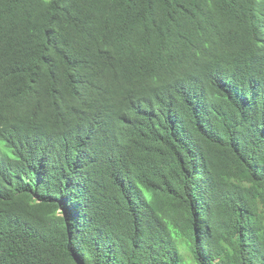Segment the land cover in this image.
Returning a JSON list of instances; mask_svg holds the SVG:
<instances>
[{
  "label": "trees",
  "instance_id": "obj_1",
  "mask_svg": "<svg viewBox=\"0 0 264 264\" xmlns=\"http://www.w3.org/2000/svg\"><path fill=\"white\" fill-rule=\"evenodd\" d=\"M0 264H264V0H0Z\"/></svg>",
  "mask_w": 264,
  "mask_h": 264
},
{
  "label": "rangeland",
  "instance_id": "obj_2",
  "mask_svg": "<svg viewBox=\"0 0 264 264\" xmlns=\"http://www.w3.org/2000/svg\"><path fill=\"white\" fill-rule=\"evenodd\" d=\"M172 233H173L174 237L176 238L177 242H178L179 245H180V250H181V252H182L184 255H187V254H188V246H187V242H186V240H185L183 237H181V236L176 232L175 229H174V230L172 229Z\"/></svg>",
  "mask_w": 264,
  "mask_h": 264
}]
</instances>
